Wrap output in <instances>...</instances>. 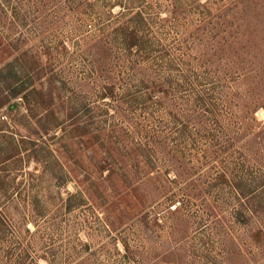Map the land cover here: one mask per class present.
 <instances>
[{
  "label": "rangeland",
  "instance_id": "rangeland-1",
  "mask_svg": "<svg viewBox=\"0 0 264 264\" xmlns=\"http://www.w3.org/2000/svg\"><path fill=\"white\" fill-rule=\"evenodd\" d=\"M0 264H264V0H0Z\"/></svg>",
  "mask_w": 264,
  "mask_h": 264
}]
</instances>
